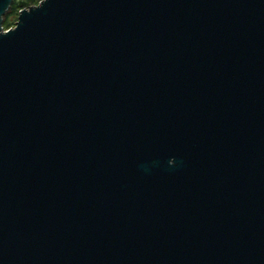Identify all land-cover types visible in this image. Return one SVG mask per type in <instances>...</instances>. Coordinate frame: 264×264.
Listing matches in <instances>:
<instances>
[{"label":"water","instance_id":"1","mask_svg":"<svg viewBox=\"0 0 264 264\" xmlns=\"http://www.w3.org/2000/svg\"><path fill=\"white\" fill-rule=\"evenodd\" d=\"M0 0V264H264V0Z\"/></svg>","mask_w":264,"mask_h":264},{"label":"trees","instance_id":"2","mask_svg":"<svg viewBox=\"0 0 264 264\" xmlns=\"http://www.w3.org/2000/svg\"><path fill=\"white\" fill-rule=\"evenodd\" d=\"M42 0H13L11 7L4 15L3 25L5 29L14 26L18 20L19 13L24 8H29L40 3Z\"/></svg>","mask_w":264,"mask_h":264},{"label":"rangeland","instance_id":"3","mask_svg":"<svg viewBox=\"0 0 264 264\" xmlns=\"http://www.w3.org/2000/svg\"><path fill=\"white\" fill-rule=\"evenodd\" d=\"M38 4H39V3H38ZM38 4H36V5H38ZM33 6H35V5H33ZM6 13H7V12H6ZM15 25H16V24H15ZM15 25H14V26H15ZM14 26H12V27H14Z\"/></svg>","mask_w":264,"mask_h":264}]
</instances>
